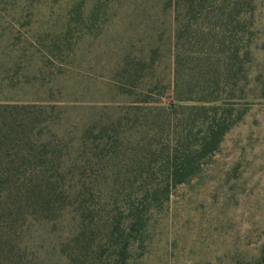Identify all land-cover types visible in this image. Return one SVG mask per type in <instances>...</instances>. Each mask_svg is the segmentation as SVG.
Here are the masks:
<instances>
[{
    "label": "rangeland",
    "instance_id": "rangeland-1",
    "mask_svg": "<svg viewBox=\"0 0 264 264\" xmlns=\"http://www.w3.org/2000/svg\"><path fill=\"white\" fill-rule=\"evenodd\" d=\"M255 4V75L264 80V0ZM172 46L171 0H0V264H99L115 255L104 227L126 212V195L95 165L113 142L99 133L131 117L147 93V82L131 78L137 63L151 65L150 83L167 86ZM249 103L198 177L150 208L126 264H249L258 255L264 98ZM27 137L36 150H20ZM47 184L46 207L32 191Z\"/></svg>",
    "mask_w": 264,
    "mask_h": 264
},
{
    "label": "trees",
    "instance_id": "trees-1",
    "mask_svg": "<svg viewBox=\"0 0 264 264\" xmlns=\"http://www.w3.org/2000/svg\"><path fill=\"white\" fill-rule=\"evenodd\" d=\"M171 8L173 62L169 83H150L154 77L145 71L149 72L151 65L137 63L131 78L147 82V93L131 106V117H120L99 133V137L112 133L113 142L103 154L108 161L96 156L95 165L101 171L111 170V184L126 195V212L119 211L120 219L104 227L115 255L101 257L99 264L127 263L130 246L135 235L141 236L150 208L167 199L171 189L198 177L226 135L243 120L250 100L264 98V80L255 75V0H171ZM106 12L97 7L94 13ZM165 98L169 103L163 101ZM14 122L19 128L20 122ZM151 130L152 136L147 133ZM19 145L20 150L31 152L36 150L37 140L27 137ZM50 153L46 151V156ZM24 159L18 154L20 166ZM38 190L32 195L38 202L46 198L47 207L51 184ZM79 204L84 217L88 207ZM95 217L89 213L91 220ZM249 264H264V242Z\"/></svg>",
    "mask_w": 264,
    "mask_h": 264
}]
</instances>
